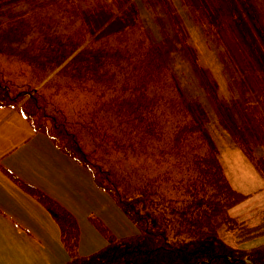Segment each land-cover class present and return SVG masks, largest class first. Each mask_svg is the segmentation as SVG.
Instances as JSON below:
<instances>
[{"label":"trees","instance_id":"1","mask_svg":"<svg viewBox=\"0 0 264 264\" xmlns=\"http://www.w3.org/2000/svg\"><path fill=\"white\" fill-rule=\"evenodd\" d=\"M182 1L236 74L244 61L258 71L236 77L231 102L219 98L170 0H144L159 44L135 0H0V106L18 109L87 168L138 228L117 238L94 221L107 244L80 256L75 216L23 183L59 227L63 264H264V243L242 249L220 236L223 226L236 243L263 235L264 208L256 225L230 214L247 195L230 184L208 114L185 96L168 60L184 53L220 125L264 180V155L253 149L264 145V0Z\"/></svg>","mask_w":264,"mask_h":264},{"label":"rangeland","instance_id":"2","mask_svg":"<svg viewBox=\"0 0 264 264\" xmlns=\"http://www.w3.org/2000/svg\"><path fill=\"white\" fill-rule=\"evenodd\" d=\"M135 1L144 26L159 44L163 34L153 11L144 0ZM170 1L182 20L199 62L216 80L219 98L231 102L233 97L240 95L233 84L236 77L251 79L258 71L251 70L243 58L240 71L244 76L239 72L236 74L225 47L206 35L207 28L201 18L184 6L182 0ZM12 58L8 56L6 60ZM168 60L185 96L198 100L206 110L209 116L207 128L230 184L247 195L230 210V214L251 225L258 224L259 213L264 208L262 175L220 125L216 111L184 53L179 51ZM253 149L255 156L264 154V145ZM23 183L50 196L76 217L80 227V256H90L107 244V238L94 221L108 228L117 238L138 234L137 226L111 195L96 187L87 168L63 153L45 134L35 132L18 109L0 106V264H63L69 259L56 221ZM219 233L228 244L242 249L264 243V234L236 243L224 226Z\"/></svg>","mask_w":264,"mask_h":264}]
</instances>
